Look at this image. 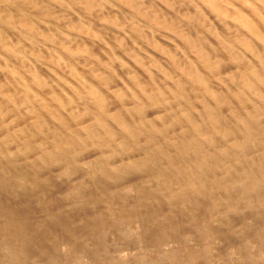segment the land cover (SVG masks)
I'll return each instance as SVG.
<instances>
[{
    "label": "bare ground",
    "instance_id": "bare-ground-1",
    "mask_svg": "<svg viewBox=\"0 0 264 264\" xmlns=\"http://www.w3.org/2000/svg\"><path fill=\"white\" fill-rule=\"evenodd\" d=\"M178 6L192 15L180 22L172 21L171 14ZM67 21L72 24H65ZM204 21L221 31L210 34L209 28L202 35L209 33L211 40L200 37L204 40L201 45L195 26L202 29L197 24ZM104 33L106 38L116 37L115 49L125 51L129 60H122L112 46H107L110 43H106ZM140 41L162 54L158 57L165 65L157 60L155 72L163 85L157 78L155 82V72L147 70L139 56L129 52L132 48L127 43L136 49ZM151 53L146 56L149 58ZM225 55L227 60H223ZM250 60L253 65H249ZM149 61L146 62L150 65L152 58ZM235 61L245 65L239 67ZM236 67V73L233 71L229 77L237 85L232 102L223 96L224 86L215 73L220 75ZM130 68L139 72L135 71L125 81L122 75L118 77ZM262 97L264 0H0V169L3 164L15 168V158L31 153L32 142H37L36 149L43 155L38 164L62 165L64 175L72 172L69 170L72 164L66 163L68 159L78 153L90 154L88 147L110 149L112 155L108 159L121 155L128 156L127 160L143 152L145 160L141 162L130 159L121 167L100 168L101 180L112 184L129 175H146L168 168L167 183L187 178L182 180L188 182L189 195H180L179 199H188L193 193L195 199L202 200L203 209L206 203L208 214L215 212L213 198L219 195L223 204L220 206L231 211L229 214L235 221L243 213L260 222L264 218V179L260 181L263 176H255L253 168L250 169L248 150L262 147L263 165L256 171L263 175L264 145L253 141L264 113L257 116L254 110L260 111L259 107H253ZM232 103L246 106L243 111L253 106L252 111L243 115L231 111L235 126L227 115ZM162 109L165 114L158 115ZM173 109L175 114L170 115ZM17 115L23 127L13 130L11 135H3L10 127L6 122ZM170 128L179 130L176 140L165 139L160 146L157 138L164 137ZM16 137L25 144L16 141ZM238 137L241 139L236 140ZM18 144L17 151H9ZM147 145L149 149L157 145L153 149L157 152L149 153ZM168 147L173 150L171 154ZM228 159L233 160L229 161L232 164L225 163ZM176 161L181 166L176 167ZM9 189L2 192L0 200L8 195ZM206 223L208 229L212 223ZM0 231L5 230L0 227ZM255 251L264 258L263 248L256 246Z\"/></svg>",
    "mask_w": 264,
    "mask_h": 264
},
{
    "label": "rangeland",
    "instance_id": "rangeland-1",
    "mask_svg": "<svg viewBox=\"0 0 264 264\" xmlns=\"http://www.w3.org/2000/svg\"><path fill=\"white\" fill-rule=\"evenodd\" d=\"M180 7L182 8L179 9ZM180 7H175L174 13L171 14V20L174 22H180L186 19L185 17L192 15V12L189 13V10L187 11L186 8L184 10L183 6ZM178 10L181 11L179 12ZM67 23L72 24V22L68 21L65 24ZM203 23H206V25L208 24L205 21L201 22L202 25L197 24V26L202 29L195 26L196 32H199L197 35L201 45H203L202 41H204L202 38L211 40L210 34L221 31L218 27V29L216 28V25L211 26L208 24L204 26ZM202 26L206 28L203 30ZM209 28V32H213L210 34L208 33V35H202L206 33V31L208 32ZM214 28L217 30L215 31ZM102 36L107 39V42L106 40L105 42L107 44L110 43L107 46H112L113 51H116L115 54H117L118 57L122 60L125 58L128 59V55L125 51L120 50L119 52L115 49L114 46L116 41L118 43L115 36L108 35L106 38L105 33ZM148 41L146 40V42ZM146 42H138L139 45H135L136 49L129 43H127V47L132 48V50L128 49L129 52L135 53L145 62L144 66L147 70L155 72L157 66L155 62L157 60L158 63L163 61L161 65H165V63L162 58L158 57L159 55L162 56V54L157 53L153 50L152 46ZM215 44L217 43L213 45L215 46ZM147 51L148 53L154 52L155 54L151 53L148 58V56H146L148 55ZM119 53L122 56L119 55ZM224 57L223 60H227V56L225 55ZM151 58L152 62H150ZM153 59L155 60L153 61ZM230 60H232V58ZM146 61H149L152 66ZM250 61L252 64L249 63V65H253L252 60ZM125 62L127 63V61ZM235 63L240 65L239 67L245 65L244 62L235 61ZM166 67L168 66L166 65ZM163 68L165 69V66ZM237 69L236 67L231 70L223 71L220 75L219 73H215V76L217 75V81H220L224 86L222 93L227 101L231 100L235 102L234 95L237 85L234 83V80H231L229 77L233 71H235L233 74L236 73ZM132 70L130 68L127 71L131 74L126 72L124 74H118V77L120 78L123 76V81H125L133 75L135 71L136 73L139 72L135 69L134 71ZM154 77L155 80L156 78L159 79L158 81L163 85V80H160L157 72L154 73ZM155 82H157V80ZM117 88L120 89L121 87ZM113 91L115 90L113 89ZM237 106L235 103L229 105L231 109L229 110L230 113L227 114L233 126H235L236 123L234 114H232L233 117L231 115L233 109L240 113L239 115H243V113L259 107L260 111L254 110L256 115L259 116V113L264 112V97H262V100H256L254 103L255 107L251 105L244 111L242 109L246 106ZM226 107H228V105ZM174 109L171 110L172 112H169L170 115L175 114ZM164 112L165 111L162 109L158 115H163L165 114ZM19 117L20 115H17L6 122L10 127L3 135H11L13 130L23 127V121L21 119L19 120L20 122L17 120ZM263 120L264 113L258 121L260 129L259 132H256L253 141L261 142L264 145ZM175 128H170L167 132H164V137L157 138V143L162 146L165 139L176 140V133H178L179 130ZM173 129L175 130L172 131ZM73 130L78 132L77 128ZM241 131H239L240 136L243 135V133H240ZM14 139L16 141L18 140L17 137ZM240 139L241 138L238 137L236 140ZM90 140L95 141V138H90ZM18 141L21 144H25L23 140ZM11 144L14 146L13 141ZM30 146L33 147V150L31 149L29 151L31 153H25L15 158V168H11L8 164H3L2 166L4 168L0 169V196L5 189H11V191L9 189L8 195H5L3 200H0V206L2 205L0 211V227L5 230L3 233L0 231V264H7V262L10 264H264V258L255 251L256 246L264 249V218L262 221L256 222V220H258L257 218L253 216L247 218L243 216L242 213L240 216L238 214L237 218H239V220L235 221L229 214L231 211L228 212L225 207L220 206L223 204L218 200L219 195L213 198L214 202L216 201L214 203L215 212H208V214H206V203L204 204L205 209H203L201 206L203 205L202 200L195 199L193 193L191 197L188 199L186 198L187 195H189V193L186 194V190H189V188H187L188 182L186 183V181L182 179L186 180L187 178H178L179 180L175 179L177 181L167 183L169 179H167L165 172L168 171V168L156 170L151 173L149 172L146 175H129L121 180L114 181L112 184H106L101 180V175L98 173L100 168L104 169L111 165L121 167L130 159L141 162L145 160L143 152H137L127 160L125 159L128 156L121 157V155L117 158L113 157L108 159V156L112 155L110 149H94L93 147H88L87 150L89 148L91 149L87 151L90 152V154H86V152L82 154L78 153L76 154L77 156L75 155L76 157L72 156L75 158L68 159L66 163L68 165L72 164V168H69L72 172L71 175H64L63 171L65 168L63 169L62 165L59 167L58 165L38 164L43 155H41L40 150L38 151V149H36L37 142L30 143ZM18 147H20L19 144L9 151L15 152L18 150ZM156 148H158L157 145L150 147V149L149 145L146 146V150L151 154L157 152L153 150ZM261 148L262 147H255L253 150H248V161L252 163H250V169L253 168L255 176H263L260 181L264 179V169L262 171L263 175H261L260 171H256V169L259 168L260 165L261 167L263 165V158L260 154ZM34 149H36L37 152ZM94 151L96 152L94 153ZM171 151L173 150L168 147L167 152L171 154ZM224 161L228 164H232L230 162H233L232 159ZM175 166H181L179 161H176ZM247 166L248 164L246 163L245 167ZM17 173L19 175H16ZM218 179L221 178L218 177ZM147 190L149 191L147 192ZM76 192L78 194L72 197ZM80 194H82L84 198L80 196ZM185 194V199L178 198V196ZM1 198L2 196L0 199ZM6 200L9 205L6 203ZM232 220H234L235 223H233ZM207 221L212 223V225L209 224L208 229L205 227L208 225L206 223ZM28 228L29 230H27ZM18 230L21 232H18ZM24 233H26V235ZM200 234L204 236H200ZM183 237L186 238L185 241ZM197 237L199 238L198 241ZM162 248H169V252L172 250L170 252L171 255L163 251ZM206 250H209V252L212 251L213 253L210 252L206 255ZM197 251L199 253H197ZM193 252L196 253L193 254ZM75 261L77 262L75 263Z\"/></svg>",
    "mask_w": 264,
    "mask_h": 264
}]
</instances>
